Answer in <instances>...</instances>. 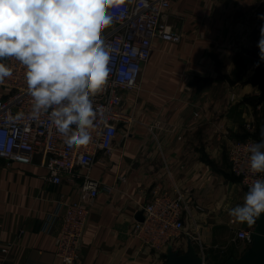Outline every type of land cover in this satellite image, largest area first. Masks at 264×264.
<instances>
[{"label":"crops","instance_id":"crops-1","mask_svg":"<svg viewBox=\"0 0 264 264\" xmlns=\"http://www.w3.org/2000/svg\"><path fill=\"white\" fill-rule=\"evenodd\" d=\"M169 1L161 18L180 39L153 41L140 90L125 94L131 120L120 127L111 155L99 152L91 170L109 190L90 199L67 180H45L36 163L8 165L0 158V242L11 243L5 264H61L54 253L57 232L40 229L60 195L90 201L75 264H163L166 251L142 247L133 234L155 185L180 193L187 205L179 251L190 233L209 264L242 253L235 229L252 224L229 215L245 191L230 171L228 148L264 130V102L246 81L254 63L246 49L259 42L264 2ZM259 63L264 70V60Z\"/></svg>","mask_w":264,"mask_h":264},{"label":"built area","instance_id":"built-area-1","mask_svg":"<svg viewBox=\"0 0 264 264\" xmlns=\"http://www.w3.org/2000/svg\"><path fill=\"white\" fill-rule=\"evenodd\" d=\"M169 7V0H123L109 9L112 20L102 33L110 51L109 76L104 88L91 97L96 120L91 130L92 139L84 146L69 147L47 114L32 118L25 67L14 58L4 60L13 75L0 84V158L8 165L36 163L43 168L45 180L53 184L67 180L90 199L101 189L109 190L91 176V170L99 152L111 155L120 127L131 120V114L125 109V94L140 90V75L151 57L153 41L180 39V33L162 21ZM262 26L264 19L259 18L258 30ZM233 97L232 94L230 98ZM253 141L258 142L253 137L234 139L228 148L230 171L245 192L255 179L264 178V173L252 174L248 169L246 145ZM150 195L141 205L143 221L138 222L134 237L142 247L154 252L164 253L168 246L179 250L187 210L182 195L163 190L159 185L152 187ZM82 197L66 200L60 195L55 208L42 218L40 229L44 233L57 232L54 253L61 264H66L68 258L75 264L79 258L90 211V201ZM252 228L253 224L235 229L234 240L240 243L241 252L250 243ZM187 235L191 240L197 239L190 233ZM10 247L11 243L0 242V264H5ZM199 254L204 255L202 250Z\"/></svg>","mask_w":264,"mask_h":264},{"label":"clouds","instance_id":"clouds-1","mask_svg":"<svg viewBox=\"0 0 264 264\" xmlns=\"http://www.w3.org/2000/svg\"><path fill=\"white\" fill-rule=\"evenodd\" d=\"M119 4L120 0H0V84L13 75L4 60L14 58L22 64L32 118L47 114L69 147L92 139L96 111L91 97L109 76L110 51L102 33L112 20L109 9ZM258 48L264 60V26ZM261 137L246 145L252 174L264 173V130ZM262 213L264 178H258L229 215L251 225ZM66 264H71L70 258Z\"/></svg>","mask_w":264,"mask_h":264},{"label":"water","instance_id":"water-1","mask_svg":"<svg viewBox=\"0 0 264 264\" xmlns=\"http://www.w3.org/2000/svg\"><path fill=\"white\" fill-rule=\"evenodd\" d=\"M246 54L253 58V73L246 81L259 91L257 100L264 102V70H262L259 59L260 50L255 42L251 48L246 49ZM138 221H143L142 210L136 214ZM253 231L248 247L237 257H228L220 264H264V213L257 218L253 224ZM209 260L207 255H201L196 251L190 238L187 239L183 251L168 246L164 253L163 264H205Z\"/></svg>","mask_w":264,"mask_h":264},{"label":"trees","instance_id":"trees-1","mask_svg":"<svg viewBox=\"0 0 264 264\" xmlns=\"http://www.w3.org/2000/svg\"><path fill=\"white\" fill-rule=\"evenodd\" d=\"M247 136H252V137L255 138L258 142L262 139L261 137H259V135H258L256 132H254L253 135H245V136H242V137H240V138H238V139H243V138H245V137H247Z\"/></svg>","mask_w":264,"mask_h":264},{"label":"rangeland","instance_id":"rangeland-1","mask_svg":"<svg viewBox=\"0 0 264 264\" xmlns=\"http://www.w3.org/2000/svg\"><path fill=\"white\" fill-rule=\"evenodd\" d=\"M247 137H252V136H247ZM182 237H183V236H182ZM182 237H181V238H182ZM233 237H234V236H233Z\"/></svg>","mask_w":264,"mask_h":264},{"label":"snow or ice","instance_id":"snow-or-ice-1","mask_svg":"<svg viewBox=\"0 0 264 264\" xmlns=\"http://www.w3.org/2000/svg\"><path fill=\"white\" fill-rule=\"evenodd\" d=\"M123 2V0H120V3H122Z\"/></svg>","mask_w":264,"mask_h":264}]
</instances>
